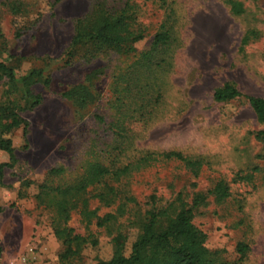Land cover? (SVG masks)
Here are the masks:
<instances>
[{"label": "rangeland", "instance_id": "374dc122", "mask_svg": "<svg viewBox=\"0 0 264 264\" xmlns=\"http://www.w3.org/2000/svg\"><path fill=\"white\" fill-rule=\"evenodd\" d=\"M229 1L0 0L2 59L19 78L33 69L52 77L49 86L39 82L30 87L33 96L42 97L34 108L22 84H0V104H14L25 122L11 134L13 157L0 149V164H7L0 185V264H99L113 255L112 239L120 232L129 238L124 252L129 255L138 223L153 207L152 197L157 205L174 203L173 215L180 207L179 193L190 203L193 195L208 192L221 180L229 185L230 196L221 202L209 197L196 209L195 224L207 234V247L223 264H264V142L257 138L264 126L246 98L217 102L213 97L219 86L233 82L243 94L264 98V0H234L239 14L231 11ZM128 2L145 31V38L135 44L136 53L100 54L70 63L66 52L76 20L91 14L99 3L119 10ZM171 10L177 18V42L165 70L155 71L158 80L150 89L156 95L159 87L163 97L151 120L135 113L140 108L137 100L127 101L134 143L127 159L181 151L202 161L198 176L176 160L154 162L113 183L121 187L114 202H106L110 195L101 201L100 190L90 188L96 195L90 206L101 218L112 215L103 226L95 218L88 221L81 208L71 210L64 223L51 200H40L39 186L75 184L91 163L115 147L108 124L97 115L107 123L113 120L120 105L114 102L115 78L150 48ZM92 70H97L92 87L99 100L81 106L64 96L74 85L90 84ZM54 168L63 171L50 175ZM126 192L132 200L122 198ZM65 226L87 242L81 253L63 260L66 245L56 229ZM239 243L249 246L242 261Z\"/></svg>", "mask_w": 264, "mask_h": 264}, {"label": "trees", "instance_id": "16d2710c", "mask_svg": "<svg viewBox=\"0 0 264 264\" xmlns=\"http://www.w3.org/2000/svg\"><path fill=\"white\" fill-rule=\"evenodd\" d=\"M229 4L234 14L241 13L239 3L230 0ZM133 8L129 2L119 10H111L103 3H99L91 14L77 19L74 35L68 52H66L68 61L71 63L78 58L90 61L100 54L131 55L136 53L135 44L145 38V31L140 24H137ZM175 16V11L171 10L170 15L168 14L161 23L150 48L139 55L129 71L115 78L114 102L120 105L116 106L117 110L113 120L107 123L104 116L97 115L100 122L108 124L109 130L114 135L115 147L105 152L107 156H104V159L91 163L85 174L75 184L65 188H53L46 183L39 186L40 200L46 204H50L51 200L52 204L57 207L59 220L64 223L70 219L71 210L81 208L88 221L91 222L92 218H95L97 224L103 226L104 221L112 215L101 218L90 206V198L96 196L90 192V188L94 187L95 191L100 190L97 196L101 201L110 195L106 202H114L119 198L121 187L117 188L113 183L130 178L134 172L154 162L176 160L198 176L203 166L202 161L186 156L181 151L148 152L139 158L127 159L134 144L128 126L130 119L127 118L128 111L125 108L129 103L127 101L137 100L140 113L138 109H135V113H138L141 118L151 120L155 116L163 92L158 87L154 91L156 95H153L150 94L153 92L150 89L156 86L155 81L158 80V77L154 76L155 71L165 70L169 64L167 58L170 49L177 42L174 35V26L177 22ZM246 40L247 38L243 42L246 43ZM89 75L90 84L74 85L64 93V96L81 106H87L99 100L95 85L92 87V80L96 78L97 70H92ZM4 80H8L14 88L22 84L26 88V95L29 94L33 98L30 107L34 108L42 102V97L33 96L30 87L39 82L49 86L52 77L45 75L43 69H33L26 76L19 78L14 68L2 59L0 53V84ZM213 97L217 102L246 98L258 121L264 126V98L243 94L233 82H225L219 86ZM24 123L19 113L16 112L14 104H0V149L8 152L11 157L14 154L11 134ZM257 138L264 142V128L257 132ZM6 166L7 164H0V185L3 183ZM62 171V169L54 168L49 174L59 175ZM105 190L109 191L105 193ZM230 194L229 185L222 180L208 192H198L193 195L190 203L184 201L183 193H179L177 201L181 202L180 207L173 215L170 211L174 209V203L157 205L156 198L152 197L153 207L146 211L145 216L138 223L139 234L132 243L130 254L124 253L129 238L120 232L112 239L113 255L107 260L99 261V264H223L217 258V253L207 247V234L195 224L194 218L196 209L206 204L209 197L212 196L216 201L221 202ZM128 196L127 193L122 198L132 200V197ZM2 210L0 207V213ZM164 219L167 221L164 222ZM56 232L64 238L66 245L65 251L61 254L63 260L81 253L82 245L87 242L83 235H73V230L67 226L56 229ZM93 243L96 244V241ZM237 250L241 254L239 261H242L246 257L249 246L239 243Z\"/></svg>", "mask_w": 264, "mask_h": 264}]
</instances>
